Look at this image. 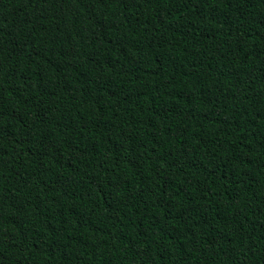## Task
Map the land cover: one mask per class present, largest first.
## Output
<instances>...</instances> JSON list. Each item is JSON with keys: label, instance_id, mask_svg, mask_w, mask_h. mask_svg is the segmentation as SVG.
<instances>
[{"label": "trees", "instance_id": "1", "mask_svg": "<svg viewBox=\"0 0 264 264\" xmlns=\"http://www.w3.org/2000/svg\"><path fill=\"white\" fill-rule=\"evenodd\" d=\"M0 264H264V0H0Z\"/></svg>", "mask_w": 264, "mask_h": 264}]
</instances>
